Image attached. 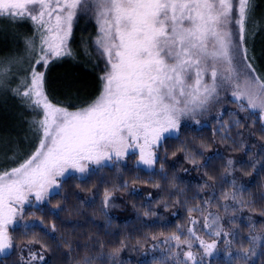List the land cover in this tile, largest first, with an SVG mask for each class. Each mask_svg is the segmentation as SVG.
<instances>
[{
	"label": "snow or ice",
	"instance_id": "obj_1",
	"mask_svg": "<svg viewBox=\"0 0 264 264\" xmlns=\"http://www.w3.org/2000/svg\"><path fill=\"white\" fill-rule=\"evenodd\" d=\"M251 10V0H0V20L27 19L36 25L38 36L24 41L29 64L12 91L42 117L33 121L40 132L33 151L16 166L0 171V254L12 247L9 226L31 203L30 195L43 202L49 190L59 188L57 178L69 170L85 173L92 165L116 163L134 149H139V163L151 174L160 163L156 152L164 140L179 133L181 119L191 117L199 124L197 116L219 99L220 91L231 90L234 100L246 101L247 108L258 110L264 121V76L257 73L256 57L246 39ZM78 12L91 14L98 25L95 43L106 57V74L100 94L70 111L50 100L46 74L54 58L73 55L67 41ZM37 38L39 54L34 55ZM13 63L18 61H0V89ZM240 107L244 110L243 104ZM231 185H236L235 180ZM246 190L240 185L231 194L223 193L224 199L239 206H231L233 212L245 206ZM105 197L107 205V193ZM223 208L227 212L230 206ZM196 210L203 211H189ZM213 225L208 235L236 238L220 226L219 216L209 212L203 228ZM260 239L249 237L251 251L237 254L235 260L249 264ZM173 241L178 252L173 253ZM197 242L209 255L216 248L215 241L206 244L193 228L163 243L169 245L174 264H197L193 252ZM223 243L230 246L232 241ZM97 259L85 255L80 264H96ZM33 262L46 264L43 254L36 252L24 264Z\"/></svg>",
	"mask_w": 264,
	"mask_h": 264
},
{
	"label": "trees",
	"instance_id": "obj_2",
	"mask_svg": "<svg viewBox=\"0 0 264 264\" xmlns=\"http://www.w3.org/2000/svg\"><path fill=\"white\" fill-rule=\"evenodd\" d=\"M251 3L246 30L257 32L253 37L247 35V45L254 51L257 73L264 76V0ZM76 26L79 38L73 55L50 61L46 74L50 100L70 110L92 102L100 94L106 74L99 51L97 56L81 42L82 36L96 33V24L79 20ZM20 28L6 36H13L11 40L0 36V60L8 59L5 63L14 60L10 55L14 50L21 52ZM35 28L29 25L28 38L38 36ZM35 54H39L38 38ZM22 77L23 73L18 77L10 73L5 84L17 87ZM246 114L249 116L238 128L224 120L202 128L184 126L176 137L162 142L160 163L151 174L131 153L111 165L92 168L84 177L71 174L59 179L58 190L43 204L27 209L24 222L11 229L12 247L0 254V264H24L31 252L43 254L46 264H80L85 255L99 258L96 264H174L169 245L163 242L188 228L201 231L209 212L220 217L224 231L237 234L235 239L232 235L226 238L232 241L230 246L223 243V234L217 237L212 264H238L239 260L224 258L250 252L251 236L261 239L249 264H264V151L255 153L246 143L249 133L260 144L264 139L258 114ZM37 119L38 113L20 97L0 91V145H8L0 147V171L16 166L33 150L31 132ZM233 180L238 188L244 185L247 189L242 194L245 206L236 212L231 206H239L223 198V193L237 190L231 185ZM225 204L230 206L227 212ZM190 220L198 223L192 225ZM233 220L236 222L229 223Z\"/></svg>",
	"mask_w": 264,
	"mask_h": 264
},
{
	"label": "rangeland",
	"instance_id": "obj_3",
	"mask_svg": "<svg viewBox=\"0 0 264 264\" xmlns=\"http://www.w3.org/2000/svg\"><path fill=\"white\" fill-rule=\"evenodd\" d=\"M79 20H83V21H85V22H87L89 24L90 23L92 24V22L94 23V25L96 24L95 19L93 18V16L91 14L81 15L78 12L77 17L74 18V20H73V26H72L71 36L69 37V39L67 41V47L71 50V52L74 51L73 46L76 45V40L79 38V35L77 34L78 31H76L77 28L79 27V26H76L77 23L79 22ZM30 24L32 25V27H35L36 26L31 21H29L27 19H25L23 21H19L17 23H10L7 19L0 20V36H5L4 39L11 40V38L13 36H8V37H6V36L8 34L13 35V33L15 34V32H17V30H15V29H17V28L19 29V27L22 28L21 33H20L21 34V37H19L20 38L19 42L21 43V52L16 53V50H14L13 53H10V55L12 56V58L15 61H18L17 64H15V63L13 64V67L11 68L10 73L14 74L17 77L21 73L24 72V69L27 68V66L29 64V56H28L27 51L25 50L24 41H25V39L28 38L27 32H28V27H29ZM233 27L235 29V26H233ZM92 28H93V26L90 29H92ZM256 32L257 31H255V30H253V31L251 30L250 31V29H248V34L251 37L255 36L256 35L255 34ZM88 34H90V36L88 38L85 37V36H82V41L81 42L85 45V47H87V45H88V47L90 48V51H93V53L94 54H97V56H98L97 51H99V50H97V46H96V43H95L96 38H97V36L99 34L98 25L96 24V33L95 34H91V32H89ZM0 39H3V37H0ZM14 41H16V40H14ZM38 41H39V39H38ZM15 47H16V45H13V48L14 49H16ZM99 54H101L100 51H99ZM100 57H101V60H102V63H103V67H104L105 72H106V57H104L102 55H100ZM7 60L8 59H1L0 61H4L5 62ZM53 60H55V58ZM15 68H17V69L15 70ZM14 88H16V86L13 85V84H5L4 88L3 89H0V91H3V92L4 91H6V92L8 91V92H10V94L13 95V91L12 90ZM241 104L244 105V110H241V107H240ZM70 111H75V110H70ZM246 111H249L250 116L253 115V114H258V116L260 118V113H259L258 110L255 111V112H253L251 109H248L247 108L246 101H243V100L236 101L231 96V90H228V91H223L222 90L219 93V99L216 100V101H214L213 104L209 106V109L207 111H205V112H203V113H201V114H199L197 116V119L200 121L199 124H197L195 122V120H193L191 117H184L180 121V131L182 130V128L184 126H190V127H194V128H202L204 126L217 125L218 123H222V120H224V123L234 124L238 128L240 126V122L244 118H247L249 116L248 114H246ZM40 118H42V117L39 116V119ZM259 123H260V128L262 130L261 136L264 139V121H261V119H260V122ZM29 126H32V124H29ZM32 128H33V132H31V131L30 132H31V135L34 137L33 138V144L36 147V145L38 143V139H39L40 132L37 129V135L38 136L35 137L36 131L34 130V127L33 126H32ZM180 131H179V133H180ZM179 133L174 134L171 137H176ZM248 135H249V138L246 141V143L248 144V146L253 147V151H255V153H257L256 150H258V149H262V151H264V141H263V143L260 144L257 141V139L254 138L250 133ZM30 140H32V139H30ZM131 153H134L137 156L139 166L142 167V168H144V169H146V170H148L145 165H142V164L139 163V149H134V150L130 151L129 155ZM156 155L158 156V151L156 152ZM128 156H126L125 158H123L121 160L126 159ZM111 164H113V163H110L109 162V163H106L105 165H111ZM97 167H100V166L92 165V166H90V170L92 168H97ZM89 171H87L85 173H79V172H76V171H73V170H69V172L65 173V176L64 177H66L68 175H71V174H77L78 176L84 177ZM64 177H58L57 178L58 182H59V179L64 178ZM235 181H237V180H235ZM235 188L236 189L238 188L237 185L235 186ZM56 190H58V188H53V189L49 190V192L45 194V200L43 202H37V201H35L34 196H31V195L29 196V200L31 201V203L24 205V211L22 213H18L17 216L15 217L16 223L14 225H10L9 226V238L10 239H11V233H10L11 232V229L13 227L17 226V225H20L22 222H24V218H23L24 212L27 209H29V208L39 206V205L43 204L44 202H46L47 201V197L50 196L51 194H53L54 192H56ZM242 200L244 202L243 197H242ZM210 219L211 218H209V220ZM222 226H224V225L222 224ZM214 228H215V225H213L211 228H207V229L203 228L201 231L200 230L197 231L196 229H193V230L197 233V235L200 237V239H202V240H204L206 242V244H211L214 241L217 244L218 243L217 236H215V235H211V236L208 235V233L212 232ZM184 234L186 235L187 232L184 233ZM222 238H225L226 239L227 237H224L223 236ZM172 244H173V253L174 252H178L179 250H177V249L174 248V244H175L174 241L172 242ZM184 247L186 248V246H184ZM7 250L8 249H6L5 252H7ZM213 251H214V249L211 250V255H209L208 253H206L204 251L203 248H201L199 246V243L197 242L194 245V249H193L194 256L196 258L197 264H200L201 261H203V264H212L216 260L215 257H214V255H212ZM173 253H172V256H173ZM218 253L221 254V253H224V251L223 250H218ZM214 254L217 255L216 253H214ZM180 258L181 259H184V257H183L182 254H181ZM224 259L227 260L228 262H232V261H234L235 258L225 257ZM173 263H174V261H173ZM186 264H193V262L192 261H187ZM238 264H242V262L239 261Z\"/></svg>",
	"mask_w": 264,
	"mask_h": 264
}]
</instances>
